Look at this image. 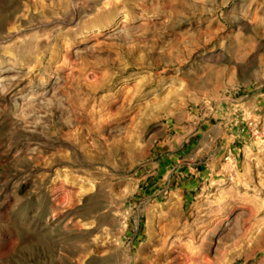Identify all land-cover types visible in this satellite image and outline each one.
Instances as JSON below:
<instances>
[{
	"label": "rangeland",
	"instance_id": "obj_1",
	"mask_svg": "<svg viewBox=\"0 0 264 264\" xmlns=\"http://www.w3.org/2000/svg\"><path fill=\"white\" fill-rule=\"evenodd\" d=\"M0 264H264V0H0Z\"/></svg>",
	"mask_w": 264,
	"mask_h": 264
},
{
	"label": "bare ground",
	"instance_id": "obj_2",
	"mask_svg": "<svg viewBox=\"0 0 264 264\" xmlns=\"http://www.w3.org/2000/svg\"><path fill=\"white\" fill-rule=\"evenodd\" d=\"M35 91V90H34ZM34 100V99H33Z\"/></svg>",
	"mask_w": 264,
	"mask_h": 264
}]
</instances>
